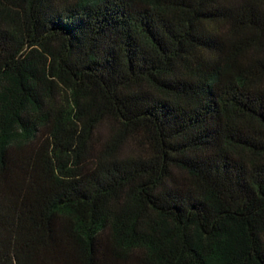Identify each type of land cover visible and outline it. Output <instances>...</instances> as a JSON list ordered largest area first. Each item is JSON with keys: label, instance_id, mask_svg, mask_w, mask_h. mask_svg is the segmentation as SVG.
I'll list each match as a JSON object with an SVG mask.
<instances>
[{"label": "trees", "instance_id": "trees-1", "mask_svg": "<svg viewBox=\"0 0 264 264\" xmlns=\"http://www.w3.org/2000/svg\"><path fill=\"white\" fill-rule=\"evenodd\" d=\"M0 264H264V0H0Z\"/></svg>", "mask_w": 264, "mask_h": 264}]
</instances>
